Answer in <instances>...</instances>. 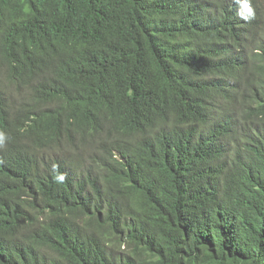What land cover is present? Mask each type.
<instances>
[{"label": "trees", "instance_id": "trees-1", "mask_svg": "<svg viewBox=\"0 0 264 264\" xmlns=\"http://www.w3.org/2000/svg\"><path fill=\"white\" fill-rule=\"evenodd\" d=\"M219 1L0 0V264H264V3L238 48Z\"/></svg>", "mask_w": 264, "mask_h": 264}, {"label": "clouds", "instance_id": "clouds-1", "mask_svg": "<svg viewBox=\"0 0 264 264\" xmlns=\"http://www.w3.org/2000/svg\"><path fill=\"white\" fill-rule=\"evenodd\" d=\"M226 3L225 13L223 16L233 26L236 34L238 35L237 40L239 44H235L238 48H247L254 43L256 36L254 34L255 26L251 23L254 19L252 12L255 11V4L264 3V0H220L219 4L222 6ZM230 41L225 43H215L214 49L225 51L226 48L230 47ZM233 54V53H230ZM224 56V53H222ZM231 67L229 62H223L221 65L214 69V76L218 77L227 71V68ZM233 78H229L228 81L220 85L219 93L214 94L220 96L225 101L226 107L223 111L218 113L217 122L226 127L231 122V116L234 113V100L232 97L227 95L230 91ZM0 83L5 85L8 83V79L5 75H0ZM12 84H8L0 87V91L4 93V99H0V122L8 120L12 125L16 124V119L20 118L24 114V110H19L11 107L8 103H12L18 95L10 91ZM5 128L1 126V129ZM4 135L3 132L0 131ZM56 142H53L50 150L46 149V146L40 151V155L46 160L52 163V168L59 166L71 167L76 169L74 163V156L80 152L90 150L94 148L93 143H89L84 139V136L79 132H73L69 135H65L63 131L58 132ZM89 135V134H88ZM97 142V141H96ZM0 147L3 148L2 136H0ZM20 153H23L22 149H19ZM1 153V152H0ZM6 160V158H5ZM3 165V158L0 155V166ZM7 166V160L5 167ZM42 170L46 168V164L42 165ZM52 169V170H53ZM46 171V170H44ZM62 180L63 177H60Z\"/></svg>", "mask_w": 264, "mask_h": 264}, {"label": "bare ground", "instance_id": "bare-ground-1", "mask_svg": "<svg viewBox=\"0 0 264 264\" xmlns=\"http://www.w3.org/2000/svg\"><path fill=\"white\" fill-rule=\"evenodd\" d=\"M1 151H4V149H1V147H0V152H1ZM8 157H9V156H8ZM8 157L5 156V158H8Z\"/></svg>", "mask_w": 264, "mask_h": 264}]
</instances>
